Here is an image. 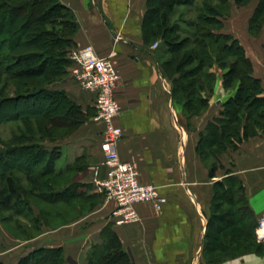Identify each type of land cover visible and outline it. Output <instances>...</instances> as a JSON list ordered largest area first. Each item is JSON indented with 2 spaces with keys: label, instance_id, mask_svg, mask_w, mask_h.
Segmentation results:
<instances>
[{
  "label": "trees",
  "instance_id": "obj_1",
  "mask_svg": "<svg viewBox=\"0 0 264 264\" xmlns=\"http://www.w3.org/2000/svg\"><path fill=\"white\" fill-rule=\"evenodd\" d=\"M236 2L241 4V0ZM261 2L262 9L257 6L248 20V28L254 34L264 26V0ZM194 3L195 0H147L143 31L145 41L161 40L166 54L161 67L173 82V99L183 104L185 113L202 112L207 105L201 92L214 91L217 75L211 68L220 69L222 86L234 90L221 104L219 115L208 122L198 143L200 154L212 157L210 175L215 176L220 152L235 148L258 131L264 134V91L260 79L253 75V65L242 44L232 33L223 31L225 5L202 0L196 18L188 23L192 31L173 22L179 6ZM254 22L257 27L252 30ZM77 26L74 13L59 0H0V108L7 103L16 106L19 101L26 105L29 100L33 106L35 101L43 100L47 108L43 112L27 111L22 118L18 113L2 117L21 119L24 131L18 129L11 134L10 146L0 141V213L21 215L30 209L25 197L28 191L17 182L14 169H22L37 189L46 188L56 195L62 192L54 182L64 172L55 169L60 148L50 145L91 116L89 107L85 110L64 90L51 88L69 73L68 53L75 47ZM2 75L6 76L4 81ZM9 80L15 84L7 91ZM17 82L25 83L21 86ZM63 190L68 192L66 199L82 194L76 181ZM40 218L35 216L34 221L39 222ZM257 223L241 180L227 171L213 183L202 245L205 264H222L245 254L264 253V244L255 236ZM101 238V242L91 245L84 264H135L112 229L105 227ZM67 261L62 246H37L20 256L17 264Z\"/></svg>",
  "mask_w": 264,
  "mask_h": 264
},
{
  "label": "crops",
  "instance_id": "obj_2",
  "mask_svg": "<svg viewBox=\"0 0 264 264\" xmlns=\"http://www.w3.org/2000/svg\"><path fill=\"white\" fill-rule=\"evenodd\" d=\"M59 2L75 15L78 26L74 45H90L98 55L109 56L119 73L115 96L121 110L115 122L123 132L117 144L120 160L132 164L142 182L156 185L166 201L160 211L149 203H138L135 205L138 218L134 223H114L111 217L114 203H104L93 182L92 166L102 162V127L91 115L75 132L50 146L60 148L55 161L56 171L64 170L57 177L65 181L59 185L60 190L76 181L83 194L70 198L71 201H87L93 208L57 227L48 226L47 239L29 245L18 258L33 247L62 246L69 259L66 264H84L91 245L102 241L101 231L108 227L117 234L135 264H205L201 251L213 183L227 171L241 180L257 220L264 215V134L258 131L235 148L220 152L219 167L215 176H211L212 157H203L198 143L206 133L208 122L219 115L221 104L234 93L222 86V71L210 69L216 73L217 80L213 92H201L202 98H207V105L202 112L187 114L183 104L173 99V82L163 73L161 62L166 54L161 40L145 41L147 0ZM229 33L239 40L235 32ZM155 43L157 46L153 47ZM246 55L264 91V54L255 58L247 52ZM51 88L64 90L85 110L94 107L95 93L82 89L70 73ZM67 167L70 169L65 170ZM104 172L101 167L99 176L103 177ZM70 202L63 199L60 204ZM25 242L29 243L20 244ZM2 255L0 250L3 264H17L18 258L11 260V254L9 259ZM252 256L248 254L243 256L245 260L231 259L223 264H264L263 259Z\"/></svg>",
  "mask_w": 264,
  "mask_h": 264
},
{
  "label": "rangeland",
  "instance_id": "obj_3",
  "mask_svg": "<svg viewBox=\"0 0 264 264\" xmlns=\"http://www.w3.org/2000/svg\"><path fill=\"white\" fill-rule=\"evenodd\" d=\"M208 1L213 5H217L219 2L225 5L223 12L227 13V15L223 20L224 23L223 30L227 32H235V34L238 36L239 40L243 44L244 48L246 49L248 55L255 58L256 56L258 57V55L260 56L261 54H264V26L261 28V30L259 29L256 34L252 33L251 30H249L248 28V20L251 17L252 13L255 11L256 7L257 6L260 7L262 5L261 0H241V4H238L236 0H226L227 6L224 0L221 1L208 0ZM201 3L202 0H195V3L189 7L179 6V8H177V11L172 18L173 22L177 21L180 23V26L183 29H185L186 31H192L191 30L192 28L188 26V23L192 22L196 18V15L198 13L197 9L198 7L201 6ZM260 9L262 8L260 7ZM260 16L261 14H258V17ZM21 26L22 25H20V27ZM255 26L257 27V24H255L254 22L253 24L254 28H252V30L255 29ZM5 77H6L5 75L1 76L2 81H4ZM29 82L31 81H27L26 83ZM24 83L25 82H19V83L17 82V85L22 86ZM14 84L15 83H13L11 80L7 81V85L5 86V89L7 91L13 89ZM35 102H37L35 106H33L32 100H29V104L26 105H23L24 102H20V101L17 102L16 106L18 107L8 103L1 106L0 141L3 144L10 146L12 141L11 134L15 132L17 133L18 129L22 130L23 132L24 124L22 123V120L18 118L12 120L9 119L2 120V117H7L8 115H13L15 113H18L19 116L22 118L24 114L28 113L27 111L43 112L44 110L47 109L45 104L43 103V100H38ZM88 111L89 114L92 115V117L96 115L95 107L89 108ZM82 124L76 126V128L72 131V133L75 132ZM54 132H59V131L55 130ZM21 170L22 169L19 168L14 169L13 174L16 176L17 182L20 183V185L26 191H28L26 193V196L25 195L24 196L27 197L29 201L30 209L29 210L25 209L21 215L12 214L11 211H1L0 213V250L3 251L2 256L7 259H9V254H11L10 255L11 260L18 258V256L21 254V251L27 249L29 245H34V244L36 245L38 242H41V240H44V238L47 239V230H48L47 226L57 227L63 222L75 217L78 213L82 212L83 210L85 209L90 210L93 208L87 201L81 203L79 202L73 203L71 199H69V202L71 201L70 203L60 204L61 200L66 199L68 192L63 190L62 192H59L60 194L56 195V194H50L46 188L37 189L33 184L32 185L30 184V182L27 180L26 175ZM1 180L2 179L0 177V181ZM54 182L56 183L55 187L57 188L58 185H60L62 182L65 181L59 179L57 180L56 178L54 179ZM59 187L57 189H60ZM81 193L83 194V192ZM84 193L87 194L88 192L85 190ZM98 193L101 194L100 196L104 198V194L102 192H98ZM38 215L41 217L40 218L41 220H39V222L34 221V217ZM43 232H45L44 235H42L38 239H35L37 235ZM255 236L260 244H264V239L258 238L256 233ZM28 237L31 238L27 239ZM23 241H29V243L27 244L25 242L24 244L21 245L20 243H22ZM13 247L14 249L11 250V248ZM15 247L16 249L18 248L19 250H16ZM249 254L253 255L252 258L256 257L257 259L264 260V253L262 254L249 253ZM243 256L233 258L232 260L235 259L245 260L246 257L243 258ZM252 258L250 259L252 260Z\"/></svg>",
  "mask_w": 264,
  "mask_h": 264
},
{
  "label": "built area",
  "instance_id": "obj_4",
  "mask_svg": "<svg viewBox=\"0 0 264 264\" xmlns=\"http://www.w3.org/2000/svg\"><path fill=\"white\" fill-rule=\"evenodd\" d=\"M157 43L153 44L156 47ZM68 68L71 77L82 89L95 93L94 120L101 130L100 149L102 162L92 166L93 182L97 190L104 194V203L113 202L111 217L118 225L134 223L138 214L135 205L149 203L160 211L166 199L160 195L156 185L142 182L137 169L130 163L120 160L117 144L123 132L115 122L121 106L115 96L119 73L109 56L98 55L90 45L75 46L70 49ZM105 169L100 177V169ZM264 215L258 219L255 233L264 239Z\"/></svg>",
  "mask_w": 264,
  "mask_h": 264
},
{
  "label": "bare ground",
  "instance_id": "obj_5",
  "mask_svg": "<svg viewBox=\"0 0 264 264\" xmlns=\"http://www.w3.org/2000/svg\"><path fill=\"white\" fill-rule=\"evenodd\" d=\"M262 234H264V231H261Z\"/></svg>",
  "mask_w": 264,
  "mask_h": 264
}]
</instances>
